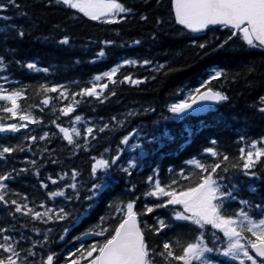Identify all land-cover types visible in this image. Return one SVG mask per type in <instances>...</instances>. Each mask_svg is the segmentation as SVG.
<instances>
[{
    "label": "trees",
    "instance_id": "1",
    "mask_svg": "<svg viewBox=\"0 0 264 264\" xmlns=\"http://www.w3.org/2000/svg\"><path fill=\"white\" fill-rule=\"evenodd\" d=\"M172 1L119 0L131 11L117 17V23L109 24L91 20L56 0H16L19 8L8 0H0L7 6L0 16L9 17L0 19V57L5 67L0 77L8 78L7 82L0 79V84L9 92L24 90L23 98L18 100L21 112L11 117L0 111V123L28 125L19 132L0 133V146L24 149L0 159V174L11 173V178L4 181L5 200L9 203L0 202V229H8L0 233V243H6L3 236L19 241L16 247L21 252L20 264H43L51 253L57 256L55 264H68L71 253L80 247L99 245L111 235L124 215L118 206L129 201H134L137 212H144L146 206L155 208L152 213L139 216L141 227L147 225L145 238L150 249L158 253L165 242L191 241L200 229L174 218L175 212L183 211L182 206L155 207L168 198L145 194L152 187L149 177L158 178L161 186L171 184L176 190L198 182L203 174L189 163L195 159L206 165L219 162L221 168L227 164V172H217L224 176L223 184L236 187V199L225 203L229 214L243 206L241 200H247L252 205L247 209L249 214L256 219L264 217V158L256 165L255 176L232 167L242 164V147L247 151L252 142L264 140V112L260 111L264 108V48L249 47L239 35L228 40L231 31L222 27L190 33L177 24ZM20 31L23 37L19 36ZM65 38L68 44L61 43ZM101 51L105 53L103 57L98 55ZM129 60L136 63H126ZM29 63L47 71L29 69ZM114 68L119 69L113 77L117 83L106 78L95 80L97 75L104 77ZM215 70H223L225 75L207 83ZM128 76L142 83H131L125 79ZM105 83L108 88L101 90L100 85ZM93 84L97 85L100 98L76 96L79 103L74 105L75 112L62 115L60 109L73 103L72 95ZM62 85L69 99L59 92L42 91L43 86ZM202 85L222 92L228 99L213 101L206 110L183 116L169 111L172 104L187 99L196 88L205 90ZM45 98H50L48 105L42 103ZM0 107L10 104L0 101ZM25 111L40 122L21 121L19 115ZM76 116L82 117L79 123L74 122ZM57 125L69 130L77 128L81 136L74 139L81 147L70 145ZM88 127L94 129L95 138L88 136L85 140ZM100 128L105 130L101 132ZM45 133L48 138L41 140ZM30 136H36V142L27 139ZM125 138L127 145L122 143ZM208 148L215 149L221 157L227 155L229 161L211 156L205 151ZM117 154L120 159L107 174L98 172V179H93V157L111 160ZM133 163L136 167L130 166ZM73 170L78 173V199L67 188L73 182ZM181 172L188 179L181 177ZM65 173L67 178L61 180ZM49 177L58 183L53 184ZM101 180L105 187L100 195L87 199L92 195V186ZM60 190L72 199L49 195ZM12 200L27 203L39 212L63 207L69 215L57 221L52 213L53 219L44 223L15 212ZM160 220L169 227L157 233L153 229L159 228ZM97 226L107 228L108 233L85 235ZM212 231L208 226L206 235L210 237ZM217 235L224 240L222 233ZM28 250L36 255L29 256ZM6 255L0 251V256ZM155 259L161 264L159 256ZM211 259L216 264H238L219 255Z\"/></svg>",
    "mask_w": 264,
    "mask_h": 264
},
{
    "label": "snow or ice",
    "instance_id": "2",
    "mask_svg": "<svg viewBox=\"0 0 264 264\" xmlns=\"http://www.w3.org/2000/svg\"><path fill=\"white\" fill-rule=\"evenodd\" d=\"M56 2L82 13L91 20H99L109 24L117 23V17L131 11L119 0H56ZM8 3L19 8L16 0H8ZM173 8L176 22L191 32L199 33L209 29L211 26H220L231 31L228 40L239 35L249 47L264 48V0H173ZM6 10L7 6L0 4V11ZM0 19L7 20L9 17L0 16ZM18 34L21 37L24 35L23 31H20ZM228 40H225L224 43H227ZM68 42L67 38L61 41L63 44H68ZM137 43L139 42L137 41ZM204 46L200 45L202 48ZM221 47H223V44ZM98 55L103 57L105 53L101 51ZM126 63L135 64L136 62L129 60ZM148 63L150 62L144 61V64ZM27 67L37 71H47V69H38L32 63H29ZM2 71H5V67L4 60L0 57V72ZM118 71V68H114L110 72L105 73L104 77L97 75L95 80L100 81L102 78H106L115 84L117 81L113 77ZM224 75L223 70H215L207 83L219 80ZM0 79L5 82L8 80L6 76L0 77ZM125 79L134 84L142 83L140 80L133 81L130 76L125 77ZM100 88L101 90L107 89L108 84L100 85ZM202 88L205 90L202 91L201 88H196L194 93L188 96L187 100L172 104L169 111L176 116H182L190 113L193 110V106L200 101L210 100L219 103L228 99L222 92L207 88L206 85H202ZM61 89H64L63 85L59 88L42 87V91L44 92H59L61 97L69 99L67 89L63 91ZM23 93V89L9 92L3 84H0V101H7L10 104V107H0V111L8 112L11 114V117H16L21 112V105L18 103V100L23 98ZM111 94L115 95V92ZM76 96H95L99 99L100 93L97 91L96 84L74 93L71 97L73 103L60 109L62 115L68 116L70 113L75 112L76 108L74 105L79 103V101L75 100ZM49 102L50 98H45L42 101L44 105H48ZM260 111L264 112V108H261ZM19 119L31 124L40 122L27 111L24 114H20ZM81 119L82 117L76 116L74 122L79 123ZM27 126V124L5 125L4 123H0V133L19 132ZM57 127H59V131L63 133V138L70 145H74L76 148L81 147V145L77 144L76 139H74V137L78 138L81 136L77 128L73 127L69 130L59 125ZM105 128H100L99 131L103 132ZM85 131V140H87L88 136H93L94 129L92 127H88ZM47 138V133L40 137L41 140ZM93 138L95 137L93 136ZM27 139L36 142L37 137L30 136ZM122 143L127 145L128 138L122 140ZM212 143L215 144L216 142L212 141ZM83 147L87 149V144L83 145ZM18 150L23 151L24 149L19 146H0V159H4L6 154L10 155ZM205 151L213 157H220L224 162L229 161L227 155L221 157L213 148L205 149ZM240 153L239 159L242 161V164H233L232 167L240 168L245 175L255 176L254 169L264 158V140L252 142L247 151L242 147ZM93 159L95 163L92 167V177L93 179H98L97 173L104 172L107 174L112 165H115L120 159V155L117 154L111 160L104 158L97 159L95 157ZM31 163L35 165V161H31ZM189 163L194 165L203 174L198 177V182L186 188L176 190L173 189L171 184L161 186L158 178L149 177L148 183L152 187L145 195L168 198L166 202L155 207L182 206L183 211L175 212L174 218L177 221H188L200 229V232L194 239L189 242H184L180 239L172 243L165 242L162 246L163 250L158 253L154 249H150L145 238V228H147V225L142 228L138 216L152 213L155 208L146 206L144 212H137L135 211L134 201H129L126 204L118 206L124 215L118 225L111 230V235L99 245L92 244L88 249L80 247L76 252L71 253L67 257L68 264H83L84 261H87L88 264H157L155 259L157 256L161 258V264H216L211 259L213 255L229 258L232 261L238 262V264H248V262L250 264H264V217L259 219L253 218L247 210L252 207L247 200H241L240 204L243 206L233 214H229L225 208V203L228 200L236 199V196L233 195L236 191L235 185L229 188L222 183L224 176L221 173L228 171L227 164L221 168V163L219 162L206 165L198 159L192 160ZM130 166L136 167L134 163ZM218 169L221 170V173L217 172ZM122 170L131 175L128 168ZM21 171H26V169ZM156 175L158 176V173ZM77 176L78 173L73 170L71 177L73 182L67 185V188L72 189L76 193V199L79 198L75 182ZM180 176L188 179L183 172L180 173ZM10 178L11 173L0 174V202L4 204L9 203V201L5 200L7 186L4 181ZM66 178L67 173L60 177L61 180ZM49 179L53 184L58 183L57 180L51 177ZM174 183L176 181H173ZM42 186L44 188L48 187L47 184H43ZM104 187L105 184L102 180L95 183L90 189L92 195L88 196L87 199L93 200L96 196L100 195ZM49 195L53 198L65 197V199H72V197L65 195V190L52 192ZM23 199L27 200V197H23ZM10 203L15 205V212L31 215L33 219L41 220L44 223L53 219L52 213H54L55 220L57 221L66 219L69 215L63 207L58 210L46 209L44 212H39L28 207L27 203L20 204L16 200H12ZM40 207L45 206L41 204ZM255 207L260 208L261 206L255 205ZM158 223L159 228L153 229L157 233L169 227L163 220H160ZM208 226H211L214 230L210 237L206 235ZM7 231L8 229L6 228L0 229V233ZM217 232L223 234L224 240L221 241ZM107 233V228L97 226V229H93L85 235L104 236ZM3 240L6 243H0V251L8 253V255L0 256V264H20L21 252L16 247L19 241H13L11 236H3ZM28 255L35 256L36 253L28 250ZM56 259L55 253L48 254L43 264H55Z\"/></svg>",
    "mask_w": 264,
    "mask_h": 264
},
{
    "label": "water",
    "instance_id": "3",
    "mask_svg": "<svg viewBox=\"0 0 264 264\" xmlns=\"http://www.w3.org/2000/svg\"><path fill=\"white\" fill-rule=\"evenodd\" d=\"M172 7H173V1H172ZM173 12H174V8H173ZM174 15H175V13H174ZM177 24H178V23H177ZM178 25H179L180 27L186 29L183 25H180V24H178ZM216 27H220V26H211L209 29H207V30H205V31H203V32H199V33H205V32H207V31H209V30H211V29H213V28H216ZM186 30L189 31L190 33H193V34H199V33L191 32V31L188 30V29H186ZM193 108L195 109V111H203V107H202V105H201L200 102H199L198 104L194 105ZM138 219H139V216H138ZM139 221H140V219H139Z\"/></svg>",
    "mask_w": 264,
    "mask_h": 264
},
{
    "label": "rangeland",
    "instance_id": "4",
    "mask_svg": "<svg viewBox=\"0 0 264 264\" xmlns=\"http://www.w3.org/2000/svg\"><path fill=\"white\" fill-rule=\"evenodd\" d=\"M188 99V98H187ZM185 99V100H187ZM185 100H182L181 102L185 101ZM213 101H200L202 107H204V109L206 110L208 108V106L212 103ZM180 103V102H179ZM195 109L193 108V110L191 112H194ZM187 114V113H186ZM185 115V114H184ZM183 116V115H182Z\"/></svg>",
    "mask_w": 264,
    "mask_h": 264
}]
</instances>
